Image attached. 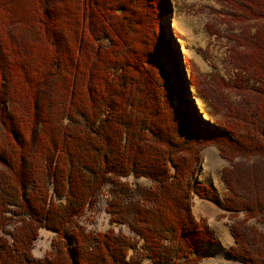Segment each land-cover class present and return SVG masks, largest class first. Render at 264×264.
Returning <instances> with one entry per match:
<instances>
[{
    "label": "trees",
    "instance_id": "16d2710c",
    "mask_svg": "<svg viewBox=\"0 0 264 264\" xmlns=\"http://www.w3.org/2000/svg\"><path fill=\"white\" fill-rule=\"evenodd\" d=\"M218 1L242 26L229 60L264 83V0ZM169 12L167 0H0V264L201 260L211 232L188 195H217L186 176L210 142L229 163L250 158L221 171L224 210L245 215L230 224L227 252L264 264V231L246 224H264V85L227 82L259 101L248 115L227 105L215 125L199 117L193 95L209 108L217 99L183 55L181 68L162 23ZM130 175L149 184L121 179ZM106 183L108 222L132 233L76 221ZM40 228L55 233L44 257L32 253Z\"/></svg>",
    "mask_w": 264,
    "mask_h": 264
},
{
    "label": "rangeland",
    "instance_id": "374dc122",
    "mask_svg": "<svg viewBox=\"0 0 264 264\" xmlns=\"http://www.w3.org/2000/svg\"><path fill=\"white\" fill-rule=\"evenodd\" d=\"M167 3L170 12L163 18L162 23L172 47L179 51L181 68L184 69L183 56H185L190 60L196 73L204 74L205 86L211 95V101L213 102L212 98L217 99L215 104L208 102L211 107L209 108L201 98L193 95L191 99L194 101L199 117L215 125L223 118L226 109L224 106L227 105L248 115L256 102L264 101V93L259 94L262 100L255 99L254 102L250 89H242L239 86L238 89L226 85L234 81L237 84L241 82L242 85L245 84L248 87L262 86L264 83L253 82L251 79L253 76L249 71L246 72L247 75L242 71L236 72V68L229 60V49L235 44L238 45L239 41L236 38V42L234 38L242 36L240 24L225 20L234 12L233 7L218 0H167ZM184 75L183 72V78ZM185 86L190 96L193 88L187 81ZM225 116L227 119L228 111L225 112ZM245 156L236 155L231 162L232 167L246 163L248 156L247 158ZM231 163L220 155L216 144L210 142L201 147L198 159L192 163L191 171L186 176V180H189L191 184L193 182L205 183L217 195L216 201L200 197L194 190L188 195L190 212L195 217H205L207 227L211 232V240L204 239L199 245L203 251V257L192 264H242L240 256H232L227 252L229 246L234 243L230 224L245 216L242 212L229 213L224 210L222 204L227 186L223 181L221 171L224 166H230ZM121 179H126L132 185L149 184V180L142 175L138 177L130 175L121 177ZM108 186L109 183H106L103 190L96 193L94 203L87 207L83 214L76 218V221L92 231L105 230L110 227L114 232L132 233L124 223L112 225L108 222V214L105 211L109 197L106 191ZM136 195L137 193H133L132 196ZM260 199L263 198L260 197ZM246 224L264 231V224L254 217L248 218ZM8 228L11 229L12 226ZM66 231L69 232V228ZM54 238V232L40 228L33 242L32 253L38 257H44L47 252L53 250L51 241Z\"/></svg>",
    "mask_w": 264,
    "mask_h": 264
},
{
    "label": "water",
    "instance_id": "95a60500",
    "mask_svg": "<svg viewBox=\"0 0 264 264\" xmlns=\"http://www.w3.org/2000/svg\"><path fill=\"white\" fill-rule=\"evenodd\" d=\"M185 68V67H184Z\"/></svg>",
    "mask_w": 264,
    "mask_h": 264
}]
</instances>
